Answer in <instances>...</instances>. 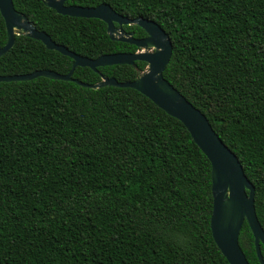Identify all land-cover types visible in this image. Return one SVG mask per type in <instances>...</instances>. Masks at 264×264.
Instances as JSON below:
<instances>
[{
	"label": "trees",
	"instance_id": "obj_1",
	"mask_svg": "<svg viewBox=\"0 0 264 264\" xmlns=\"http://www.w3.org/2000/svg\"><path fill=\"white\" fill-rule=\"evenodd\" d=\"M13 1L39 31L82 57L137 50L112 41L98 19L59 15L43 0ZM68 4H109L166 31L173 54L164 77L239 158L264 229V0ZM7 40L0 12V48ZM73 63L18 36L0 58V76L66 75ZM101 76L129 82L137 72L77 68L73 78L96 84ZM213 206L210 161L180 121L138 91L44 77L0 83V264H230L212 235ZM239 242L249 263L261 264L247 222Z\"/></svg>",
	"mask_w": 264,
	"mask_h": 264
},
{
	"label": "water",
	"instance_id": "obj_2",
	"mask_svg": "<svg viewBox=\"0 0 264 264\" xmlns=\"http://www.w3.org/2000/svg\"><path fill=\"white\" fill-rule=\"evenodd\" d=\"M68 1L70 0H43V3L62 16L104 22L112 41L133 45L137 52L103 55L96 60L82 57L56 44L48 34L39 31L25 14L16 10L13 0H0V12L6 23L8 37L6 45L0 48V58L15 47L18 36H25L42 42L47 49L57 51L74 61L72 71L66 75L42 70L26 75L0 76V83L27 82L44 77L74 82L92 90L106 87L129 88L146 96L184 125L211 163L214 198L211 229L223 255L230 264H250L239 242L243 226L247 222L255 239L259 261L264 264L261 250V245L264 246V229L256 212L255 186L246 175L237 155L222 141L208 118L165 79L164 72L173 54L170 36L157 22L144 18L129 19L118 14L109 4L97 7L66 6ZM126 26L141 28L147 37L135 38L134 33H127L123 29ZM138 62L145 63V68H139ZM116 65L133 66L137 72L136 80L119 82L115 78L101 76L99 83L87 84L73 78L77 68H90L98 72V68Z\"/></svg>",
	"mask_w": 264,
	"mask_h": 264
},
{
	"label": "flooded vegetation",
	"instance_id": "obj_3",
	"mask_svg": "<svg viewBox=\"0 0 264 264\" xmlns=\"http://www.w3.org/2000/svg\"><path fill=\"white\" fill-rule=\"evenodd\" d=\"M71 1V0H70ZM70 1H68V2H66V6H77V5H74V4H68ZM118 27V26H117ZM128 27H132V26H126V27H124L123 29L127 32V33H134V32H132V31H128V30H126L125 28H128ZM147 37V34L144 36V37H141V38H137V39H144V38H146ZM136 38V37H135ZM136 52H137V50H136ZM135 53V52H134Z\"/></svg>",
	"mask_w": 264,
	"mask_h": 264
}]
</instances>
